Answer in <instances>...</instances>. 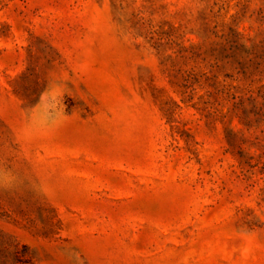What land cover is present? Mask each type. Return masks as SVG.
<instances>
[{
    "label": "rangeland",
    "instance_id": "rangeland-1",
    "mask_svg": "<svg viewBox=\"0 0 264 264\" xmlns=\"http://www.w3.org/2000/svg\"><path fill=\"white\" fill-rule=\"evenodd\" d=\"M0 264H264V0H0Z\"/></svg>",
    "mask_w": 264,
    "mask_h": 264
}]
</instances>
